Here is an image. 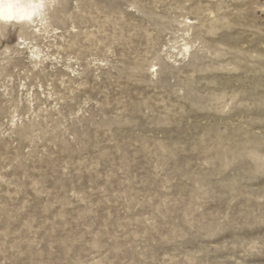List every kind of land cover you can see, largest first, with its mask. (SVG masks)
<instances>
[{
  "label": "rangeland",
  "instance_id": "1",
  "mask_svg": "<svg viewBox=\"0 0 264 264\" xmlns=\"http://www.w3.org/2000/svg\"><path fill=\"white\" fill-rule=\"evenodd\" d=\"M46 1L0 33V264H264V0Z\"/></svg>",
  "mask_w": 264,
  "mask_h": 264
},
{
  "label": "bare ground",
  "instance_id": "2",
  "mask_svg": "<svg viewBox=\"0 0 264 264\" xmlns=\"http://www.w3.org/2000/svg\"><path fill=\"white\" fill-rule=\"evenodd\" d=\"M9 6H11L10 12ZM46 11V0H0V12L3 13V16H0V33L3 35L8 26L32 30L35 24H42L47 20ZM9 14L12 16L11 19L3 18ZM184 50L189 52L190 48L187 46Z\"/></svg>",
  "mask_w": 264,
  "mask_h": 264
},
{
  "label": "snow or ice",
  "instance_id": "3",
  "mask_svg": "<svg viewBox=\"0 0 264 264\" xmlns=\"http://www.w3.org/2000/svg\"><path fill=\"white\" fill-rule=\"evenodd\" d=\"M10 9H11V6H9V12H10ZM0 16H3V13H2V12H0ZM3 18H6V19H11V18H12V16H11V14H9L8 16H6V17H3ZM21 18H23V17H21Z\"/></svg>",
  "mask_w": 264,
  "mask_h": 264
}]
</instances>
